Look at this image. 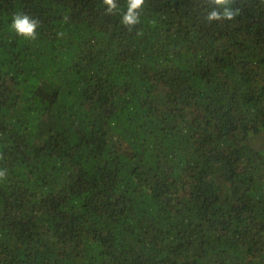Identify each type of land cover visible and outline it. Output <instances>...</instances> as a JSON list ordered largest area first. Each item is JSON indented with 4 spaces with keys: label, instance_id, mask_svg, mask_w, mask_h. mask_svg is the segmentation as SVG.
<instances>
[{
    "label": "trees",
    "instance_id": "16d2710c",
    "mask_svg": "<svg viewBox=\"0 0 264 264\" xmlns=\"http://www.w3.org/2000/svg\"><path fill=\"white\" fill-rule=\"evenodd\" d=\"M116 3L0 0V264H264V0Z\"/></svg>",
    "mask_w": 264,
    "mask_h": 264
},
{
    "label": "clouds",
    "instance_id": "9594fccd",
    "mask_svg": "<svg viewBox=\"0 0 264 264\" xmlns=\"http://www.w3.org/2000/svg\"><path fill=\"white\" fill-rule=\"evenodd\" d=\"M214 5H227L229 0H211ZM145 3V0H126V10L122 14L121 23L124 25H134L138 23L140 10ZM103 4L108 6L107 12L112 13L118 8L116 0H103ZM234 13L229 8L224 7L221 13L218 9H213L208 12L207 19L220 20V19H231ZM11 28L16 32V34L25 39L35 40L37 38V29L39 27V21L35 18L30 17L27 14H15L12 22ZM4 176V173L0 171V178Z\"/></svg>",
    "mask_w": 264,
    "mask_h": 264
},
{
    "label": "rangeland",
    "instance_id": "374dc122",
    "mask_svg": "<svg viewBox=\"0 0 264 264\" xmlns=\"http://www.w3.org/2000/svg\"><path fill=\"white\" fill-rule=\"evenodd\" d=\"M97 153H103V152H107V153H110V152H115L114 150H109L110 152H108V151H106V149H102V147L101 146H99V147H97ZM90 155H94L93 153H89ZM116 155L118 156V153L116 152ZM105 164V165H104ZM104 165V167L102 168V170H101V172H102V174H101V177H108L109 176V174H110V171H109V169H110V167L112 166V164L110 163V161H109V159H107L106 157H104L103 158V164H102V166ZM83 175L86 177V178H88V179H92V178H94L93 176H91V177H89L88 176V173H87V171L86 170H83ZM85 181H87V180H85ZM105 232V231H104Z\"/></svg>",
    "mask_w": 264,
    "mask_h": 264
}]
</instances>
